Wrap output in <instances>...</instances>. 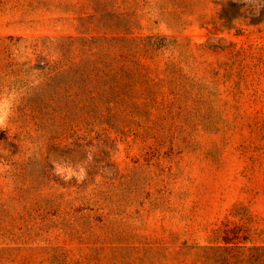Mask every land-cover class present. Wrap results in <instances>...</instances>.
Here are the masks:
<instances>
[{
  "label": "rangeland",
  "instance_id": "1",
  "mask_svg": "<svg viewBox=\"0 0 264 264\" xmlns=\"http://www.w3.org/2000/svg\"><path fill=\"white\" fill-rule=\"evenodd\" d=\"M228 1L0 0V264H264V22Z\"/></svg>",
  "mask_w": 264,
  "mask_h": 264
},
{
  "label": "trees",
  "instance_id": "2",
  "mask_svg": "<svg viewBox=\"0 0 264 264\" xmlns=\"http://www.w3.org/2000/svg\"><path fill=\"white\" fill-rule=\"evenodd\" d=\"M240 17L249 20L250 23L264 22V0H229L223 5L220 18L226 25H231ZM92 99L95 97L92 96Z\"/></svg>",
  "mask_w": 264,
  "mask_h": 264
},
{
  "label": "clouds",
  "instance_id": "3",
  "mask_svg": "<svg viewBox=\"0 0 264 264\" xmlns=\"http://www.w3.org/2000/svg\"><path fill=\"white\" fill-rule=\"evenodd\" d=\"M12 104L8 99L0 98V128L5 126L6 120L11 115Z\"/></svg>",
  "mask_w": 264,
  "mask_h": 264
}]
</instances>
